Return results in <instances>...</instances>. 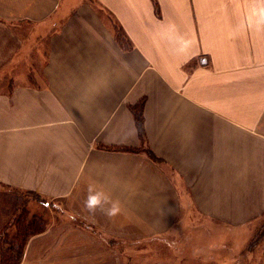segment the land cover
<instances>
[{
    "label": "crops",
    "instance_id": "1",
    "mask_svg": "<svg viewBox=\"0 0 264 264\" xmlns=\"http://www.w3.org/2000/svg\"><path fill=\"white\" fill-rule=\"evenodd\" d=\"M0 186L18 264H264V0H0Z\"/></svg>",
    "mask_w": 264,
    "mask_h": 264
},
{
    "label": "trees",
    "instance_id": "2",
    "mask_svg": "<svg viewBox=\"0 0 264 264\" xmlns=\"http://www.w3.org/2000/svg\"><path fill=\"white\" fill-rule=\"evenodd\" d=\"M134 113V119L140 133L141 138L144 134L143 128V114H142V103L132 107ZM148 155L152 158L157 160L156 155L149 149H147ZM37 196V195H36ZM27 215L26 211L24 212ZM18 220V218L16 219ZM27 224V226H26ZM8 226L6 225L3 231L6 233L8 230ZM15 229V232L11 234L9 237H3L0 240L2 241L0 246V264H18L22 258L24 245L28 237L36 232L43 230L45 227V222L41 218H37L34 214L31 216L30 219L26 220L25 225L23 228ZM11 228V227H10ZM3 232V234H4ZM1 233V235H3ZM0 241V242H1Z\"/></svg>",
    "mask_w": 264,
    "mask_h": 264
},
{
    "label": "rangeland",
    "instance_id": "3",
    "mask_svg": "<svg viewBox=\"0 0 264 264\" xmlns=\"http://www.w3.org/2000/svg\"><path fill=\"white\" fill-rule=\"evenodd\" d=\"M33 198H38L34 194V192L33 193L21 192L7 186H0V213L2 212V210L7 211V213L8 211L12 213V216L8 217L5 220L6 224L0 227L1 238L11 236L12 232L14 233L15 229L19 228L20 226H22L21 228H23L26 220L30 219L31 216L34 214L37 216V218H41L43 222H45L46 224L47 219H45L44 216L42 215L43 208H41L40 206L38 208L37 205L35 204H34L35 206L31 208L26 207V200H30ZM25 211L27 215L24 214ZM17 218L20 221L17 222L16 221ZM6 225H9L8 226L9 231L5 233L3 229ZM1 233L3 235H1ZM1 243L2 241L0 242V246Z\"/></svg>",
    "mask_w": 264,
    "mask_h": 264
},
{
    "label": "clouds",
    "instance_id": "4",
    "mask_svg": "<svg viewBox=\"0 0 264 264\" xmlns=\"http://www.w3.org/2000/svg\"><path fill=\"white\" fill-rule=\"evenodd\" d=\"M84 207L91 215H95L99 210L109 218L116 216L121 211L118 201H111L108 194L92 188L89 189L87 199L84 201Z\"/></svg>",
    "mask_w": 264,
    "mask_h": 264
},
{
    "label": "bare ground",
    "instance_id": "5",
    "mask_svg": "<svg viewBox=\"0 0 264 264\" xmlns=\"http://www.w3.org/2000/svg\"><path fill=\"white\" fill-rule=\"evenodd\" d=\"M212 80V79H211ZM233 106V105H232ZM252 108V107H251ZM248 113V112H247Z\"/></svg>",
    "mask_w": 264,
    "mask_h": 264
}]
</instances>
